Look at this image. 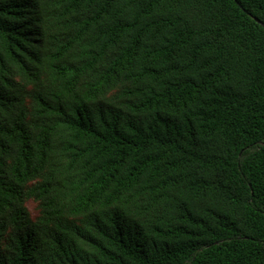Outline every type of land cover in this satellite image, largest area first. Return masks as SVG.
Listing matches in <instances>:
<instances>
[{
  "label": "trees",
  "instance_id": "obj_1",
  "mask_svg": "<svg viewBox=\"0 0 264 264\" xmlns=\"http://www.w3.org/2000/svg\"><path fill=\"white\" fill-rule=\"evenodd\" d=\"M0 264H264V0H0Z\"/></svg>",
  "mask_w": 264,
  "mask_h": 264
},
{
  "label": "rangeland",
  "instance_id": "obj_2",
  "mask_svg": "<svg viewBox=\"0 0 264 264\" xmlns=\"http://www.w3.org/2000/svg\"><path fill=\"white\" fill-rule=\"evenodd\" d=\"M30 207L33 208L34 206L32 204H30Z\"/></svg>",
  "mask_w": 264,
  "mask_h": 264
}]
</instances>
